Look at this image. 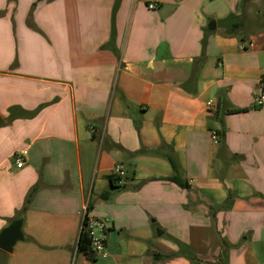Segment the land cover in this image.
<instances>
[{
    "label": "crops",
    "instance_id": "0c3cea01",
    "mask_svg": "<svg viewBox=\"0 0 264 264\" xmlns=\"http://www.w3.org/2000/svg\"><path fill=\"white\" fill-rule=\"evenodd\" d=\"M263 79L264 0H0L1 264H264Z\"/></svg>",
    "mask_w": 264,
    "mask_h": 264
},
{
    "label": "trees",
    "instance_id": "16d2710c",
    "mask_svg": "<svg viewBox=\"0 0 264 264\" xmlns=\"http://www.w3.org/2000/svg\"><path fill=\"white\" fill-rule=\"evenodd\" d=\"M43 1V0H38V2ZM36 5V4H35ZM241 44H243L244 49L247 50L248 49V43L244 40V39H240ZM205 60L204 55L201 57V60H199L201 63ZM200 63V64H201ZM197 73H198V68H195V71H193V74L191 76V79H195L197 77ZM264 82V79H263ZM123 103L125 106L128 107L127 101L124 97H121ZM247 110H222V109H217L215 114H214V120L219 123V124H223V120L222 117L228 114H236V113H241V112H245ZM220 152L219 155L222 158L224 155V150H225V144L223 140H220ZM169 162L172 166V170H173V175L171 176V178L168 179L169 182L177 185L178 187L182 188V189H188L189 186L187 184V182H185L180 176H179V172H178V168L176 165V162L174 161V159L170 158ZM109 181L111 182L112 185H114V183L116 182V178L114 176H111L108 178ZM109 196V193H104L101 195V197L103 199H107V197ZM30 201V199L27 201V203ZM90 210V206H88L87 211ZM26 211V207L23 208L19 218L20 220H22V218L24 217V213ZM87 219V217L85 218V220ZM85 223V222H84ZM77 253L81 254V255H85L88 259H95L96 257L93 254V251L91 249L90 246V241L85 233V230L82 228V232L80 235V239H79V245H78V249H77ZM166 258H174L177 257V255H169V256H165ZM187 257L191 260H195L196 257L192 254V253H187Z\"/></svg>",
    "mask_w": 264,
    "mask_h": 264
},
{
    "label": "built area",
    "instance_id": "2783aa9c",
    "mask_svg": "<svg viewBox=\"0 0 264 264\" xmlns=\"http://www.w3.org/2000/svg\"><path fill=\"white\" fill-rule=\"evenodd\" d=\"M155 6L153 4L149 5V9H154ZM255 105L258 107L264 106V91L255 99ZM207 107L212 110L214 107V103L209 101L207 103ZM213 139L216 140L218 138L217 133H213ZM14 162L18 169H22L25 166V162L23 159V154H19L18 156H14ZM122 174V167H118L114 175L120 176ZM83 229L90 241V246L93 251L95 257L99 256L105 249L106 243V231H107V220H92L87 217L84 220Z\"/></svg>",
    "mask_w": 264,
    "mask_h": 264
},
{
    "label": "water",
    "instance_id": "95a60500",
    "mask_svg": "<svg viewBox=\"0 0 264 264\" xmlns=\"http://www.w3.org/2000/svg\"><path fill=\"white\" fill-rule=\"evenodd\" d=\"M215 22L209 25V29H215ZM23 239L22 221H15L0 234V250L12 253L14 246Z\"/></svg>",
    "mask_w": 264,
    "mask_h": 264
},
{
    "label": "rangeland",
    "instance_id": "374dc122",
    "mask_svg": "<svg viewBox=\"0 0 264 264\" xmlns=\"http://www.w3.org/2000/svg\"><path fill=\"white\" fill-rule=\"evenodd\" d=\"M17 1H18V0H7V4H13V5H16V6H17ZM14 3H15V4H14ZM35 3H37V2H35ZM14 8H15V7H14ZM34 9H35V4H32L29 13H30V14L33 13ZM4 256H5V255H4ZM3 258H4V257H1V259H0V264H1L2 261H3Z\"/></svg>",
    "mask_w": 264,
    "mask_h": 264
}]
</instances>
